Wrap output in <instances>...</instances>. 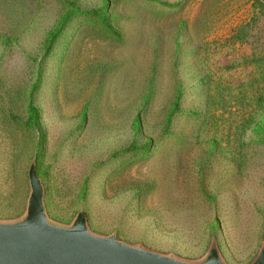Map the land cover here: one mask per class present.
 <instances>
[{
    "label": "rangeland",
    "instance_id": "374dc122",
    "mask_svg": "<svg viewBox=\"0 0 264 264\" xmlns=\"http://www.w3.org/2000/svg\"><path fill=\"white\" fill-rule=\"evenodd\" d=\"M190 263L264 244V0H0V223Z\"/></svg>",
    "mask_w": 264,
    "mask_h": 264
},
{
    "label": "water",
    "instance_id": "95a60500",
    "mask_svg": "<svg viewBox=\"0 0 264 264\" xmlns=\"http://www.w3.org/2000/svg\"><path fill=\"white\" fill-rule=\"evenodd\" d=\"M31 196L27 216L0 223V264H224L216 249L202 263H190L91 233L81 212L69 228L52 225L35 165L29 171ZM252 264H264V244Z\"/></svg>",
    "mask_w": 264,
    "mask_h": 264
}]
</instances>
